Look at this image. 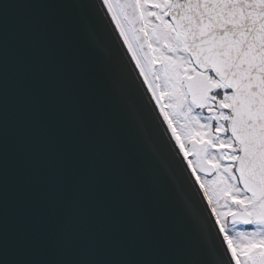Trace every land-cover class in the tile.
I'll return each mask as SVG.
<instances>
[{
  "label": "water",
  "instance_id": "obj_1",
  "mask_svg": "<svg viewBox=\"0 0 264 264\" xmlns=\"http://www.w3.org/2000/svg\"><path fill=\"white\" fill-rule=\"evenodd\" d=\"M170 17L234 91L237 169L264 187V0ZM0 264H237L104 0H0Z\"/></svg>",
  "mask_w": 264,
  "mask_h": 264
},
{
  "label": "rangeland",
  "instance_id": "obj_2",
  "mask_svg": "<svg viewBox=\"0 0 264 264\" xmlns=\"http://www.w3.org/2000/svg\"><path fill=\"white\" fill-rule=\"evenodd\" d=\"M165 1L168 0L159 2L164 4ZM105 4L148 88L154 98L156 95L175 136L183 143L187 158L227 235L234 258L241 264L244 259L246 263L251 254L249 250H242L241 245L247 249L251 243L253 230L246 227V220H249L247 218L253 208L249 209L250 207L246 205L241 208L236 201V198L243 196L244 192L239 188L233 173L234 156L231 152L227 153L225 149L220 148L219 143L220 140L227 143L228 139L216 138L209 117L202 109L196 107L198 106L196 98L202 96L196 92L194 77L188 78L191 75L186 74L190 71L191 59L183 48L182 36L179 34L177 39L175 38L177 31L169 16L162 12L163 22L157 23L152 29L151 45L155 56L147 63L133 29L117 3L105 0ZM153 10V7H146L149 13H153ZM245 196L243 197L249 200ZM261 237H264V234Z\"/></svg>",
  "mask_w": 264,
  "mask_h": 264
},
{
  "label": "flooded vegetation",
  "instance_id": "obj_3",
  "mask_svg": "<svg viewBox=\"0 0 264 264\" xmlns=\"http://www.w3.org/2000/svg\"><path fill=\"white\" fill-rule=\"evenodd\" d=\"M110 1L114 4L117 3V6L121 9L118 0H116V2L115 0ZM137 1L142 15L141 27L146 31L148 38L151 41L154 25L163 22L161 17L162 12L164 15L169 16L173 0L165 1L164 4L159 2L160 0ZM146 7H153L154 12L149 13L146 11ZM164 8L165 10H163ZM178 35L179 33L176 32V39ZM172 46H174V44ZM190 64V71L186 74L191 75L188 76V78L194 77L193 81L195 82L194 87L196 92L202 96L201 98H196V104L198 105L196 107L202 109L209 117L216 138L228 139L227 143L222 142V140L219 141L221 144L220 148L225 149L227 153H232V156H234L233 163L236 166L241 148L236 144L231 135L234 92L224 85L211 71H202L195 67L191 61ZM233 173H235L239 188L244 192L243 196L246 195L249 198V200H246L243 196H238L236 198L237 203L241 205V208H243L242 206L244 205L250 207L249 209L253 208L249 218H247L249 220H246V227L249 230H253L254 237L252 236L250 246L247 249L241 245L242 250L250 251L251 257L249 260H246V263L243 259L242 264H264V237H261V235L264 234V187H261L242 176L236 171V168L233 170ZM236 261L237 264H241L238 259H236Z\"/></svg>",
  "mask_w": 264,
  "mask_h": 264
}]
</instances>
